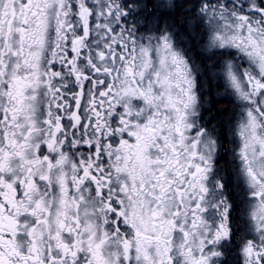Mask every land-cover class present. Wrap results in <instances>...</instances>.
<instances>
[{
	"label": "snow or ice",
	"instance_id": "1",
	"mask_svg": "<svg viewBox=\"0 0 264 264\" xmlns=\"http://www.w3.org/2000/svg\"><path fill=\"white\" fill-rule=\"evenodd\" d=\"M0 264H264V0H0Z\"/></svg>",
	"mask_w": 264,
	"mask_h": 264
},
{
	"label": "flooded vegetation",
	"instance_id": "2",
	"mask_svg": "<svg viewBox=\"0 0 264 264\" xmlns=\"http://www.w3.org/2000/svg\"><path fill=\"white\" fill-rule=\"evenodd\" d=\"M184 30V29H183ZM180 31H181V33H183V31H182V29H180ZM184 34H185V37L187 38V40H188V44H190V45H193V47H192V53L193 54H195L196 56H197V58L198 59H200V54L197 52V49H196V47H195V45H194V42L192 41V39L190 38V37H187L186 36V33H185V30H184ZM223 89L221 88V89H219V91H220V93H221V95L220 96H216V97H214L213 96V98H212V104H213V108H212V113H213V115H212V117H211V120H210V124H209V126H211V124H217L218 123V119H217V115L219 114L218 112H217V108H216V106H217V104L218 103H224V104H227V106L231 109V114H230V116H233L234 117V107H235V105L233 104L234 103V101H233V98L232 97H228V96H223V91H222ZM219 97V98H218ZM221 97V98H220ZM228 97V98H227ZM228 101H226V100ZM222 100V101H221ZM230 100H231V103H230ZM233 102V103H232ZM234 105V106H233ZM202 115L207 119L208 117H209V113H208V111H203L202 112Z\"/></svg>",
	"mask_w": 264,
	"mask_h": 264
},
{
	"label": "trees",
	"instance_id": "3",
	"mask_svg": "<svg viewBox=\"0 0 264 264\" xmlns=\"http://www.w3.org/2000/svg\"><path fill=\"white\" fill-rule=\"evenodd\" d=\"M216 108H217V109H219V108H227V109H229V111H228L227 113H225L224 115H225V116H230V114H231V110H230V108L227 106V104H224V103H218L217 106H216ZM217 119L220 121V119H221L220 114L217 115Z\"/></svg>",
	"mask_w": 264,
	"mask_h": 264
},
{
	"label": "bare ground",
	"instance_id": "4",
	"mask_svg": "<svg viewBox=\"0 0 264 264\" xmlns=\"http://www.w3.org/2000/svg\"><path fill=\"white\" fill-rule=\"evenodd\" d=\"M223 91V90H222ZM224 96V95H223ZM214 97H216V96H214ZM219 98V97H218ZM221 98V97H220ZM228 98V97H227ZM226 100V99H225ZM222 101V100H221ZM227 101V100H226ZM228 102V101H227ZM230 103H231V100H230ZM233 103V102H232ZM234 104V103H233ZM234 106V105H233ZM231 110V109H230Z\"/></svg>",
	"mask_w": 264,
	"mask_h": 264
},
{
	"label": "rangeland",
	"instance_id": "5",
	"mask_svg": "<svg viewBox=\"0 0 264 264\" xmlns=\"http://www.w3.org/2000/svg\"><path fill=\"white\" fill-rule=\"evenodd\" d=\"M182 29V31H183V33H184V30H183V28H181ZM178 39H179V37H178Z\"/></svg>",
	"mask_w": 264,
	"mask_h": 264
}]
</instances>
